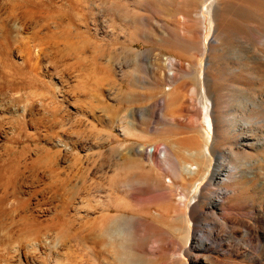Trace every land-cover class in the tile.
<instances>
[{
  "label": "rangeland",
  "instance_id": "374dc122",
  "mask_svg": "<svg viewBox=\"0 0 264 264\" xmlns=\"http://www.w3.org/2000/svg\"><path fill=\"white\" fill-rule=\"evenodd\" d=\"M17 1L0 0V264H264V0ZM200 194L185 246L176 204ZM195 223L237 251L194 250Z\"/></svg>",
  "mask_w": 264,
  "mask_h": 264
},
{
  "label": "bare ground",
  "instance_id": "6f19581e",
  "mask_svg": "<svg viewBox=\"0 0 264 264\" xmlns=\"http://www.w3.org/2000/svg\"><path fill=\"white\" fill-rule=\"evenodd\" d=\"M19 1V0H18ZM17 1V2H18ZM22 1H24V0H22ZM26 1H29V0H26ZM25 1V2H26ZM19 5H22V4H19ZM23 5H25V4H23ZM13 7H12V9H11V14L12 15H14L15 17L16 16H19V18H20V16H22L23 18H25L26 16H31V14H30V12L29 11H27V10H25V9H27V6H26V8L24 9V10H22L23 8H21V10H19L20 9V7L21 6H18L17 5V3H13V5H12ZM33 17V16H32ZM28 18V17H27ZM28 21V20H27ZM11 38H12V36L11 35H9L8 34V32H5L4 31V34H3V39H4V41L3 42H5V44L3 43V42H1L0 43V47H1V50L2 51H5V48L7 49V51L8 50H10V48L12 47V40H11ZM4 46V47H3ZM3 47V48H2ZM0 50V51H1ZM2 54V53H1ZM1 60V59H0ZM3 63V62H2ZM13 63V62H12ZM11 63V64H12ZM25 63V62H24ZM4 64H5V62H4ZM10 64V63H9ZM15 65V64H14ZM22 65V64H21ZM24 72V71H23ZM27 84V83H26ZM29 84V83H28ZM30 84H32V83H30ZM210 103V102H209ZM210 138H211V135H210V133H207V140L209 141L210 140ZM207 144L204 146V152H202V158L205 156L207 159H208V163H207V167L205 168V170H209L210 169V166H211V163H212V161H213V156H212V154L209 152V151H207ZM157 151H158V149H156V147L153 149V150H151L149 153L150 154H152V155H154V153H157ZM165 152H166V150H165ZM222 154H220V155H218L217 156V158H218V160L220 161L221 159H222ZM197 166H194V165H191L190 166V170H199L200 168H201V165L200 164H196ZM203 167V166H202ZM204 168V167H203ZM203 168H201L202 170H203ZM225 176H227V174H225V173H223V171H222V169H221V164L218 162L217 163V165H216V168H215V170H214V173H213V176H212V180L214 181H223V180H225ZM54 181V180H53ZM55 182V181H54ZM58 183V186H59V191H62L63 193H64V191H66V189L63 187L64 186V180L63 179H61V180H59V181H57ZM53 183V182H52ZM16 188V187H15ZM235 192V191H234ZM227 194H230L228 191H223V192H221V193H217V195L216 196H213V198H212V200L210 201V209H209V211H211L212 213H225V209H226V204H228L227 203V201L224 199V197L225 196H227ZM235 194V193H234ZM174 195V194H173ZM188 195H189V191H188V189H187V191H186V198L188 197ZM231 195V194H230ZM231 196H233V194L231 195ZM231 196H230V198H231ZM237 196V195H236ZM15 197V196H14ZM17 197V196H16ZM204 198H205V195H203V194H200V195H197L194 199H196L195 200V202L192 204V206H193V208H191L192 210H191V212H189L188 211V204L186 203V201H179V202H177V204H176V206H177V208H176V211L178 210V212H177V218H180L182 221H183V228H181V229H183L184 230V232H185V234H183L184 236V238H185V240L184 241H186V243H185V246L189 243V241H190V236H191V231H192V228H191V225H190V222H191V220H195L196 222H199V220H200V217L201 216H203V214H204V210L202 209V204H203V202H204ZM232 199H234V198H232ZM237 199V198H236ZM18 200V199H17ZM16 200V201H17ZM19 200H21L20 198H19ZM177 200V199H176ZM184 200V199H183ZM231 200V199H230ZM20 201H18V203H19ZM231 202V201H230ZM12 203V202H11ZM21 203H22V201H21ZM20 203V204H21ZM19 205V204H18ZM18 205H16L17 207H18ZM229 205V204H228ZM13 206H14V204H13ZM16 207V208H17ZM21 208L23 207V206H20ZM26 213V212H25ZM226 214V213H225ZM215 215V214H214ZM27 216L29 217V214H27ZM21 219L22 220H24V221H26V222H28L29 220L27 219V217H21ZM179 219V220H180ZM20 221V220H19ZM235 221V220H234ZM25 223V222H24ZM24 223H22V224H24ZM239 223H241V222H239ZM245 222H243V224H244ZM196 224V226H195V237H194V242H193V249L194 250H199V251H208V250H211V249H214V248H218V247H222V248H225V249H227L228 251H230V252H235V251H237V246L239 245L236 241H232L231 239H226L225 237H223V236H221V234H219V233H217L216 231H217V227L215 226V225H210L211 226V229L210 228H208V229H210L211 230V234H210V236H209V233H208V237L206 236V234H205V230L202 228V227H198V223H195ZM200 224V223H199ZM247 224V226L252 230V227H251V223H249V222H247L246 223ZM245 224V225H246ZM103 231L104 230H106V227H107V222L106 221H103ZM247 227V228H248ZM26 229L27 231H32V232H35V231H37L38 230V228L36 227V225H34V224H31V222H29V223H26V225H24V227L22 228V229ZM254 228V227H253ZM24 229V231H26ZM41 230V229H40ZM182 231V230H181ZM210 232V231H209ZM38 235V234H37ZM101 236H100V238H99V242L100 243H102L103 245L105 244L106 245V237H105V234L104 233H102V234H100ZM233 235V234H232ZM37 239V238H36ZM183 239V238H182ZM163 241V240H162ZM232 241V242H231ZM238 244V245H237ZM158 247V246H157ZM159 249V248H158ZM159 251V250H158ZM203 255V254H202ZM197 256H199V257H197L196 258V260H198L199 262H200V260L199 259H201L202 257L200 256V255H197ZM204 258V260H202L201 262L203 263V264H219V263H221V262H219V261H217L216 259H215V257H213V256H206L205 255V257H203ZM209 259V260H208ZM182 262L181 264H186V262L185 261H183V258L179 255L178 256V260H177V263H179V262ZM176 263V264H177ZM180 264V263H179Z\"/></svg>",
  "mask_w": 264,
  "mask_h": 264
}]
</instances>
